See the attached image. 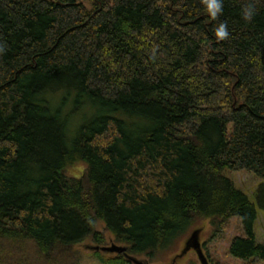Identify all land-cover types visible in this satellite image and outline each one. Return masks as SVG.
I'll list each match as a JSON object with an SVG mask.
<instances>
[{
  "label": "trees",
  "instance_id": "16d2710c",
  "mask_svg": "<svg viewBox=\"0 0 264 264\" xmlns=\"http://www.w3.org/2000/svg\"><path fill=\"white\" fill-rule=\"evenodd\" d=\"M248 2L214 21L201 0H0V264H82L88 240L162 264L232 219L229 254L264 264L256 206L224 174L264 179V0L252 23Z\"/></svg>",
  "mask_w": 264,
  "mask_h": 264
},
{
  "label": "rangeland",
  "instance_id": "374dc122",
  "mask_svg": "<svg viewBox=\"0 0 264 264\" xmlns=\"http://www.w3.org/2000/svg\"><path fill=\"white\" fill-rule=\"evenodd\" d=\"M84 165L77 164L69 168L70 175H79L83 171ZM229 177L238 188H241L255 204L257 210V220L254 224V233L258 243H264V188L261 183H264L263 178L256 177L253 173L245 170L239 171H225L224 173ZM237 220L232 219L229 229L226 233L217 239L208 241L209 231L206 221L200 222L189 234L182 240L178 248L176 247L172 253H168L162 264H200L196 252L193 248L186 253L181 254L185 240L189 237L194 229H200L199 241L202 251L207 258L209 264H242L239 260L233 258L228 252L230 238L235 235L237 231ZM204 241H208L204 246ZM95 245L91 241H85L80 248L83 251L82 264H101L99 261L93 259L90 255ZM144 261V260H143Z\"/></svg>",
  "mask_w": 264,
  "mask_h": 264
},
{
  "label": "clouds",
  "instance_id": "9594fccd",
  "mask_svg": "<svg viewBox=\"0 0 264 264\" xmlns=\"http://www.w3.org/2000/svg\"><path fill=\"white\" fill-rule=\"evenodd\" d=\"M204 11L212 20H217L224 11V0H201ZM258 13L255 0L249 2L241 9V17L245 23H252L254 17ZM214 34L218 41H223L229 38L230 33L226 22H220L214 26ZM4 49L0 46V53Z\"/></svg>",
  "mask_w": 264,
  "mask_h": 264
},
{
  "label": "water",
  "instance_id": "95a60500",
  "mask_svg": "<svg viewBox=\"0 0 264 264\" xmlns=\"http://www.w3.org/2000/svg\"><path fill=\"white\" fill-rule=\"evenodd\" d=\"M199 232H200V229H194L190 233L189 237L184 242V246H183V250H182L181 254H184L189 249L193 248L197 254V257L200 261V264H209L207 258L205 257V255L202 251L201 245H200ZM93 248L101 249V250L109 252V253L116 252V253H125L126 254V247L125 246L116 245L114 243H111L110 245H106V246H94ZM126 257L128 259H130L135 264H149L147 261L137 259V258L129 256L127 254H126Z\"/></svg>",
  "mask_w": 264,
  "mask_h": 264
}]
</instances>
